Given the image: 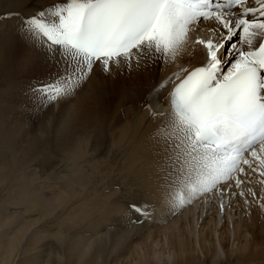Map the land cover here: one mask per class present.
<instances>
[{
  "label": "bare ground",
  "instance_id": "bare-ground-1",
  "mask_svg": "<svg viewBox=\"0 0 264 264\" xmlns=\"http://www.w3.org/2000/svg\"><path fill=\"white\" fill-rule=\"evenodd\" d=\"M55 3H57V0L45 2L43 8L41 3L38 4L35 1L33 2V0H0V15L4 14V17L0 18L2 20H0V189H2V186L3 188L8 189L9 185H13L14 189H12V191H14L15 188L19 191V193H17L19 194L18 199L14 202H17L22 206L25 205L26 208L29 207L31 211L38 210L43 213V217L48 218V220L52 219H49V217H53L55 220L57 217L59 218V216H56V213L54 216H51L56 209H53V205L58 204V207H60V209L62 208L67 215L66 218H62L63 216L60 214V217L62 216V219H67V223H75V234H78L79 231L82 234H89L90 232L95 233L93 230L94 226H96L94 224L96 221L92 220L94 222L91 223V218H95L97 216V220L99 222L104 219L108 222L109 217L111 220L113 218L111 217L112 215H109V217L106 215L110 214L111 211L113 212V206L115 209L118 206L123 205L122 212L120 210L119 211L125 215L126 213L128 214L129 219H127L128 216H126V220L129 223L130 229L125 227V229H127L123 230L121 227L120 229H113L114 231L112 232H110L109 229V233H111V235H105L104 233L103 236H101L98 234L99 237L95 235V238L93 237V239L89 240H87L88 238L86 240L78 238V236L73 238L74 240L71 241L70 246L73 248L74 252H77L79 261H82V258H84V256H86L91 250L93 251V249H96L95 251L98 252H96V254L93 253L94 257H92V262L97 263V258L100 256L99 251H101L103 247L102 242L111 237V241L116 242L115 246L117 243H124L122 244L124 248L120 252L118 251L116 255L113 254V260H118V264H135L137 258L135 257L136 251L142 249L141 247L143 244L145 245V243H147L150 239L156 242L159 241L160 234L162 236L164 231H166V228L173 227V223L179 220L184 221L181 227L184 229L182 235L185 237L192 236V239H194L193 242L191 241V245H193V247H191L193 250H225V244L230 243L232 240L234 231L233 225L235 224L234 221L246 213L250 204L251 196L253 194L256 195V200L261 206H264V191H262V186L264 187V185L262 183L260 184V181L258 182L257 180V168L259 167L258 162L253 161V168L256 169L255 171L249 169L247 165H241L244 168V173H234V179L228 181L227 184L223 186L222 190L218 189L212 193L200 196L199 198L193 200L191 204L169 213L167 211L168 200L166 197L164 198L158 194L159 191H156L157 189H155V184L152 182L150 175H152L153 168L155 169L154 166L156 160L170 159L169 157L174 155L172 145L176 141L173 140L166 142L163 138L157 135L158 131L156 132V136L148 141V138L152 136V128H146L150 119H154L155 122L166 119L167 114L170 112V93L176 84L179 83V80L175 78V74L180 73L182 68L187 67V69L191 71L204 63L206 50L202 45H197L194 42L197 38L206 40L210 34L209 31L201 27L196 32L191 33L187 46L185 45L177 54L175 60L170 63H166L163 60L155 63L152 60H141L139 67L134 66L135 61L132 62L133 66L131 67L121 66V72L124 74V77L122 79L120 78V81H112L114 85L110 89L113 91L115 90L116 92V95H113L115 103L120 110V112L117 113L121 115V118L123 115L124 117L126 116L132 119L130 123V119L128 118L129 121L126 120L128 122L127 124H125L126 121H123V125L125 124V126L122 128L120 124L122 121L120 118L115 123H108L109 121L104 123L100 114H91L87 111H83L91 103L97 107H100L102 104H106L103 103V98L105 97H103L100 93L101 90L98 91L93 87L96 85L91 86V88L89 85H87L89 88L85 86L86 84L84 85L89 78L81 85V89L79 88L80 90L77 101L75 98L76 102H73L74 100L72 99L74 98H72V102L67 101L66 105L60 107V109V105L57 106L58 110H56L55 105H53L44 108L42 113L37 115V110L31 107V104L28 103L29 105L22 106V108H20L21 105H19L18 108H14L15 101L13 100V97V101L10 100L11 95H13L15 99H18L21 98V93L19 92H24V89L20 88L22 91H19L16 88V80L17 77L22 74L21 71L27 69L28 72V70L36 67L40 60L44 61V59H42L43 55L38 50L34 51L35 48H33L30 43L25 42V40L18 34V30L16 31L15 29L18 25H20V19L18 16L23 17L29 11H33L34 8L37 11L46 9ZM9 14L13 15L10 17ZM26 16L27 15L24 17L26 18ZM6 19L10 20L4 21ZM228 67L229 65H225L224 69L227 70ZM113 69L114 67L112 68L111 73L115 70ZM95 70L101 69L97 67ZM186 74L187 73H184V75ZM91 75H93V73ZM111 77L112 76H110V78ZM169 77L173 78V82L168 85L165 90L160 89L159 86L165 83ZM90 80L93 79L91 78ZM111 80L112 79H110V81ZM18 81L20 82V80ZM101 81L102 80L99 81L100 85ZM86 83L89 84V81ZM83 85L84 88L82 87ZM22 86L23 88L25 87L24 85ZM11 90L14 94H11ZM158 92L160 94L157 97ZM8 96L11 103L8 101ZM154 99L155 102H152ZM146 100L150 102L147 105L145 104ZM27 109L32 113H28V111L26 112ZM51 115H56L57 120L59 121L57 125L54 124L56 126L53 128V132L46 133L48 131L46 130V127L48 125L46 124V126L44 122L49 121L51 119ZM146 116L149 120H147L148 123L143 121ZM74 118L82 119L80 128L73 126V124H75V122H72ZM76 121L78 122V120ZM161 128L162 126L159 130H161ZM167 143H169L168 147L165 146L166 148H164L163 146L165 144L167 145ZM88 145L91 147L90 149L96 153L95 156L98 155V159L96 157V159L93 158V154H91L93 157H90L89 152L83 153L84 151L81 150V148L83 147L84 149V147ZM122 145H124L123 150L125 153H122V155L119 156H122V158L123 155L127 156H125L126 165H118L116 163V168L114 169L112 168L113 163L111 164L110 160L112 159L114 164L117 162L114 149L120 148ZM53 149L63 151V155L65 154L67 156V163H74L68 168L71 173L69 178H65V176H63V180L60 182L61 186L65 188H54L55 192L52 190L54 193L49 190L52 192L51 195H46L44 191V193L41 192L43 187L36 186L34 188L31 186H22V183L34 185L30 181L31 175H27L30 176L29 178L25 176H21L19 178L17 177V173H19V171L25 173L31 171V169L35 166L34 161L38 162L40 158L43 159L48 158L49 156L52 157L51 153ZM108 153L112 154L110 160L106 158V154ZM246 158L250 161L252 160L251 156H246ZM55 166L56 165H54V167ZM118 167L121 172L125 170L131 174L133 178L131 190L118 191L114 188H100L109 176H111V180H120V173L116 171ZM87 169H89L88 172ZM49 170L51 171V169ZM50 171V175H57L56 171L58 170L55 171L52 169V171ZM34 173H32V175ZM144 175L150 177V182L146 181L147 179H145ZM262 177L263 176H261V179H263ZM158 179L159 178L156 177V180L158 181L157 183H159ZM236 180L241 181L239 186L236 185ZM258 188L261 189V194L259 193ZM45 189L48 190L46 187ZM1 192L2 191H0V194ZM257 192L260 196L257 195ZM131 204L146 207L148 210L147 218L129 211L128 206ZM118 209H115L114 212L118 213ZM112 212L111 214H113ZM55 216L56 218H54ZM2 218V215H0V224L2 223L3 227H8L12 231L11 227L14 226V224H11L10 221L13 223L14 220L8 218L11 219L9 221L8 219ZM116 218L119 219L118 217ZM259 220L258 216L253 218V222L250 224L252 234L257 231ZM57 221L58 220L53 222L57 223ZM32 222L20 223V228L15 231L13 230L14 232H11L7 228L11 232L9 238H7V236L4 237L3 235H0V257L4 256L6 258H10L15 248L20 245V241L24 245H22L23 250L28 251L27 248L30 247L28 244H31L33 240H37V243H39L40 240L45 239L44 235H47L49 230L48 232L41 230L40 234L43 235L38 236V231H36V234L35 231L33 233L31 230V227H34V223L32 224ZM34 222L35 224L37 223V221ZM114 222H116V220ZM135 222L137 227L132 226ZM142 222H144V224H142ZM191 223L196 225L195 231L189 230ZM61 224L58 223V225ZM78 225L82 227H79ZM110 225L113 227V221ZM96 227L98 228V226ZM3 229L5 228H2V230ZM101 229L102 228H100L99 232ZM62 235V233H56V235L54 234L52 235L53 237H51L54 238V240L55 238H60L59 241L62 243V239L65 240V236ZM78 235L81 234L79 233ZM89 235L92 236L91 234ZM89 235L88 237H90ZM27 236H29L28 239L30 241L27 239ZM253 236L255 235L253 234ZM47 237L50 239V236L47 235ZM156 242L154 243L156 244ZM157 244H159V242H157ZM165 248L167 247H164L163 249ZM35 249L36 252H38L41 248L37 250L36 247ZM163 249L160 254H165L166 256L173 254L172 251L171 253L166 254ZM138 253L140 252L138 251ZM199 253H202V251H199ZM38 255H41L40 251L38 252ZM38 255H34V257L32 256L33 261L28 263L42 264V258ZM261 257L263 256L251 253L247 257H237L236 260L240 261L241 264H262L261 261L263 258ZM215 258L216 257H211V260L208 262L205 261V258L203 257H200V259H185L186 261H182L178 264H199L200 261H204L201 264H206V262L209 264H215ZM129 260H131V262H128ZM2 261L8 262V259H1V263Z\"/></svg>",
  "mask_w": 264,
  "mask_h": 264
},
{
  "label": "snow or ice",
  "instance_id": "snow-or-ice-1",
  "mask_svg": "<svg viewBox=\"0 0 264 264\" xmlns=\"http://www.w3.org/2000/svg\"><path fill=\"white\" fill-rule=\"evenodd\" d=\"M201 27L210 34L194 43L206 50L205 61L175 74L171 111L157 133L176 141L169 213L222 190L234 173H244L241 165L264 168V0H59L20 17L18 28L57 68L29 89L42 110L73 96L97 67L108 74L133 61H174ZM128 210L147 218L146 207Z\"/></svg>",
  "mask_w": 264,
  "mask_h": 264
},
{
  "label": "rangeland",
  "instance_id": "rangeland-1",
  "mask_svg": "<svg viewBox=\"0 0 264 264\" xmlns=\"http://www.w3.org/2000/svg\"><path fill=\"white\" fill-rule=\"evenodd\" d=\"M34 1L37 2L38 4L41 3L43 5L42 6L43 8H44V3L45 2H50V0H46V1L33 0V2ZM51 1H53V0H51ZM57 2H59V0H57ZM34 7H36V6H34ZM33 8H31V9H33ZM38 11L35 10V8H34L33 11L31 10L25 15H27L26 17L33 16ZM2 17H4V14L0 15V18H2ZM18 17L20 19L21 16H18ZM9 20L10 19H6L4 21H9ZM18 28H19V25H18V27L15 30L17 31ZM35 50L37 51V49H34V51ZM42 59H44L45 62L40 60V62L37 63L36 67H34L33 69L28 70V72L30 74L27 72V69H25L24 71H21L22 74L19 77H17L16 88L19 91L21 89H24V92H19V93H21V95H20L21 98L17 97L18 99H15V97L13 95L10 96V100H12V97H13V100L15 101L14 108L15 107L18 108L19 105H21L20 108H22V106H27L29 104H31L30 106L34 108L33 101L30 98V94H29V92L27 90H29L32 85L42 81L43 78H44L43 79V81H44L50 75H52L53 73L56 72V70H57L56 66H54L49 61H47L43 56H42ZM113 67H114L115 70L113 69L114 71L112 73H108V74L104 73L102 70L93 71V75H91L89 77V79H88L89 84L86 83L88 81H86L84 83V85L86 84L85 85L86 87H87V85H89L90 88H91V86L96 85V86H93V87L95 89H97L98 91L101 90L103 92L102 93L100 91L102 96L105 97V98H103V103H106V104L100 105V107H101V109H100V107H97V106H95L94 104L91 103L83 111H87L88 113H91V114H94V113L100 114L102 116V119H103L104 123L108 122V121H109L108 123H115L120 118V120L122 121L120 123L121 124V128H122V127L125 126V124L128 123L127 121H129L130 118L126 117V116L124 117L123 115H122V118H121V115L118 114L120 112V110H119V108L116 105L115 100H114V95H116V92H115V90L113 91L110 88H112V86L114 85V83L112 81H114V80H115V82L120 81L124 77V74L121 72V67H116L115 65H113ZM124 67H127V66H124ZM96 71H97V73H96ZM119 73L121 74V76H120ZM105 74H106V76H105ZM100 76H101V78H100ZM110 76H112V77L110 78ZM91 78L93 80H90ZM110 79H112V80L110 81ZM18 80H20V82ZM95 80H97V81H95ZM100 80L103 81V83L101 81V85H100V82H99ZM93 82H94V84H93ZM22 85H24L25 87L23 88ZM84 85L82 86L83 88H84ZM97 86H98V88H97ZM89 87H87V88H89ZM101 87H102V89H101ZM80 89H78L76 91V92H78V93H75L76 95H73V96H71L69 98L62 99V100H60L58 102L52 103L50 106L55 105L56 110H58L57 106L60 105L59 106V109H60V107L66 105L67 101H71L72 98H74V99H72V100H74L73 102H76L77 99H78V94H79V90ZM11 94H14L12 92V90H11ZM27 96H28V98H27L28 100L25 98ZM75 98H76V101H75ZM109 98H111V99H109ZM8 101H9V96H8ZM16 101H17V103H16ZM112 105H114V106H112ZM50 106H48V107H50ZM109 107H111V108H109ZM104 108H106V109H104ZM114 108H116V109H114ZM117 108H118V110H117ZM28 109L26 110V112L28 111ZM42 110H37V115H39V113H42ZM28 113H32V112L28 111ZM116 113H117V115H116ZM147 118L148 117L146 116V118H144L143 121L148 123L149 120ZM76 120H78V122ZM131 120L132 119H130V123H131ZM58 121L59 120H57L56 115H51V119L49 121L44 122L45 125L46 124L48 125V126L46 125L47 126L46 130H48V131L46 132V130H45V132L46 133L53 132V128L58 124ZM123 121H126V123L124 125H123V123H124ZM72 122L73 123L75 122V124L78 125L77 126V125L72 123L73 126L80 128L81 123H82V119L81 118H74ZM166 123H167V119H162V120L156 121V122L154 121V119H150V122L148 123L146 128H152L151 129L152 136H150V138H148V141H150L153 137H155L156 136V132L159 131L160 127L165 125ZM54 124H56V125H54ZM49 125H50V127H49ZM44 138H45V136H44ZM51 139H52V136H51ZM168 144L169 143H167V145L165 144L163 147L164 148H166L165 146L168 147ZM88 146H85L84 149H83V147L81 148V150L84 151L83 153H85V152L88 153L89 152L90 157L94 156L93 158H95V157L97 158L98 155L95 156L96 153L93 152L90 149L91 148L90 146L89 147ZM123 149H124V145H122L120 148L114 149V151L116 153V161H117V162H115V164H114V161L111 159L112 154L111 153L110 154L109 153L106 154V158H108L109 160L111 159L110 162H111V164L113 163L112 164V168H114V169L116 168V163L118 165H126L125 158L127 156L123 155V158H122V156H119V155H122V153H125ZM152 149H153V147H152ZM120 151H121V153H120ZM91 154H93V156ZM51 155H52V157L49 156L48 158H43V159L40 158L38 162L34 161L35 166H34V168H32L33 170L31 169V171L27 172L28 174L25 173V172H21V171H19V173H17V177H19V178L21 176L22 177L25 176V177L29 178L30 176H27V175H29V174L31 175V177H30L31 180L30 181L34 185L28 184V183L27 184L22 183L21 184L22 186H31V187H34V188L36 186L43 187L41 189V192L44 191L46 195H49V194L51 195V193L53 191L55 192L54 188H56V189H59V188H63L64 189L65 188V187L61 186L60 182L63 180V176H65V178H69V175H71V173H70L68 168L71 165H73L74 163L73 162H68L67 163L66 162L67 156L65 154L63 155V151H60L59 149H53ZM64 158H65V161H64ZM166 160H167V163H166ZM54 165H56L55 167H58V168H55ZM172 165H173V163H172V160H170V159H165V160L161 159L159 161L156 160L155 166H154L155 169L153 168L152 175H150V177L152 178V182L155 184L154 185L155 189H157L156 191L157 192L159 191L158 194H160V196H163L164 198L166 197V199L168 201H169V197L171 195V193L168 190L172 191V189L169 187V185L171 184L172 180L175 179V176L172 175L173 167H174V165L173 166ZM49 169H51V171H52V169H54L55 171L58 170V171H56L57 175L56 176L55 175L53 176L52 174L50 175V173H49L50 170ZM262 170L264 171V168H260V167L257 168V178H258L257 180H258V182L260 181L259 182L260 184L262 183L264 185V176L262 177L263 179H261V175L259 173ZM88 171H89V169H87V172ZM116 171H118L120 173V180L119 181L111 180V176H109L107 178V180L100 186V188H104V189L114 188V189H116L118 191H130L131 188H132V185H133V178H132L131 174L126 172L125 170L123 172H121L119 167H118V169ZM24 173H25V175H24ZM32 173H34V174L32 175ZM33 176H34L35 179L33 178ZM144 177H145V179H147L146 180L147 182H150L151 179H150L149 176L144 175ZM156 177L159 178L158 179L159 183H157L158 181L156 180ZM157 184H159V185H157ZM5 186H8V185H5ZM12 186L13 185H9V188L7 187L8 189L3 188V186H2L1 187L2 189H0V191H2L1 192L2 196L0 194V215H2V217H3L2 219L11 218L12 220H14L13 223H12V221H10L11 219H8L11 222V224H14V226L11 227L12 228V231H11L10 228L3 227L2 223H1L0 224V233H1L0 235L1 236L3 235L4 237L7 236V238H9L11 232H14L18 228H20V226H21L20 223H25V222H27V223L29 222L30 223V222L33 221L32 224L34 223L33 224L34 227H31L32 232L34 233V231H35V233H36V231H38V234L37 233L36 234L38 236H40V235H43V234H40L41 230H43L45 232H48V230H49L47 235L50 236V239H48L47 235H44L45 239L40 240L39 243H37V240L36 241L33 240L34 243L31 241L33 244L32 243L28 244L30 246V247L27 246L28 247L27 248L28 251L23 250V246L24 245L20 241V245L15 248V250L12 252L10 258H6L4 256L0 257V264H29V263H31L33 261L32 260V256L34 257V255H38L39 251H40L41 255L40 256L38 255V256L40 258H42V260H41L42 264H99V263L100 264H118L119 263L118 260L117 261L113 260L112 256L116 255L118 253V251L120 252L124 248V246L122 245L124 243L121 244V242H120V243H117V245L115 246L116 242L111 241L112 240V239H110L111 237H109L108 239H106V240H104L102 242L103 243V247H102L103 250L101 249V251H99L100 252L99 253L100 256L97 258L98 259L96 261L97 263L92 262V259H93L92 257H94V254H96V252H98V251H95L96 249H93V251L91 250L86 255L87 257L84 256V258H82V261H79L78 260L79 257L77 255V252H74L73 248L70 245H71V241L74 240L73 238H76L77 236H78V238H81V239H84V240H86L88 238L87 240H89V239H93V237L95 235L97 237H99L98 234H100L101 236H103L104 233H105V235H111V233H109V229H110V232L114 231L115 228L116 229H120L121 227L123 228V230L127 229V228L125 229V227H128V229H130L129 223L126 220V216H128V214L126 213V215H125V214L121 213L123 205H120L121 208H120V206L115 208L116 210L119 208L118 209V213L119 214L114 212L115 209H114V206H113V212L111 211L113 214H111V212H110V214L106 215L108 217H109V215L110 216L112 215L111 217L113 218L111 220L110 217L109 218L107 217L108 220H109L108 222H106V219H104L103 221L99 222L97 220L98 219L97 216L95 218L94 217L91 218L90 222L93 223L94 221H92V220H95L96 223H94V224L96 226H98L99 229L96 226H94V230L93 231L95 233H93V232L89 233L92 236H90L88 233H83V234H86V235L88 234L90 236V237H88V235L87 236L83 235L80 231L78 232V234L80 233L81 235L75 234V231H76L74 229L75 223H72V222L67 223V221H68L67 219H62L64 217L66 218L67 215L65 214V212L63 211L62 208L60 209V207H58V204H54L53 205V209L56 208L57 210L55 209L56 212L54 211L53 215H51V216H54L55 213H56V216H59V218L57 217V219H56V220H58L57 223H56V222H53V221H56L55 219H53V217H49V219L50 218L53 219V220L50 219L51 220V222H50V220H48V218H44L43 217L44 214L39 212L38 210L31 211L29 207L26 208L25 205L22 206V205L18 204L17 202H14L15 200L17 201V199H18L19 194H17V193H19V191L16 188H15L14 191H12V189H14V186H13V188H12ZM19 187H21V186H19ZM45 187L48 188V190H46ZM157 187L159 188V190H158ZM166 189H167V191H166ZM49 190L50 191L53 190V191L50 192ZM162 190H164V191H162ZM258 191L261 194V189L260 188H258ZM262 191H264V187L263 186H262ZM257 195L260 196L258 194V192H257ZM167 196H169V197H167ZM153 204H154V202H153ZM26 206H29V205H26ZM125 206H127V205H125ZM106 209H107V207H106ZM106 211H108V210H106ZM59 212H62V213H59ZM57 214H59V215H57ZM60 214L63 216V217L61 216L62 218L60 217ZM56 216L54 218H56ZM255 216L256 217L258 216L260 220H259V223H258L257 231L255 233H253L255 236H253V234L251 233V230H250V224L253 222L252 220H253V218ZM116 217H118L119 219H117ZM114 219L116 220V222H114L115 221ZM127 219H129V216L127 217ZM34 221H37V223L35 224ZM112 221H113V227L110 225L112 223ZM97 222H98V224H97ZM104 222H106V223H104ZM109 222H110V224H109ZM234 222H235V224L233 225L234 226V231H233V236H232L231 242L225 244V250H221V251L217 250L216 251L215 249H210V250H208V249L195 250L194 249L193 250L192 249L193 245H191L192 244L191 241L193 242L194 239H192V236H190L191 237L190 238L188 236L185 237V236L182 235L184 229H182L181 227H182L184 221L183 220L176 221V222L173 223L174 224L173 227L166 228V231H164L162 236L160 234L159 241H157V242H159V244H157L156 241H153V240L150 239L151 241L149 240L147 243H145V245L143 244V246L141 247L142 249L138 250L140 253H138V251H136L135 257H137V258H136V263L135 264H178V263H181L182 261H186L185 259H187V260H190L192 258L200 259V257L205 258V261H207V262L209 260H211L210 259L211 257H216L215 258L216 261L214 262L215 264H217V263L218 264H241L240 261L236 260V258L237 257H243V256L247 257L251 253H254L255 255H262L263 257H261V258H263V259H262L261 263L264 264V206H261L259 204V202L256 200V195L253 194L251 196L250 204L248 206V209H247L246 213H244V215H242L241 217H238L237 219H235ZM51 223H52V225H51ZM58 223H60V224L64 223V224L58 225ZM142 224H144V222H142ZM80 225H82V224H80ZM80 225H78V226L82 227ZM106 225H110V226H106ZM132 226L135 227L136 226V222L133 223ZM2 228H5V229L2 230ZM33 228H35V229H33ZM100 228H102V229L99 232ZM189 230L195 231L196 230V225L194 223H191L190 226H189ZM60 232L63 234L62 236H65V240L62 239L63 240L62 243L59 241L60 238H57L58 240L55 238L56 241L54 240V238H52L53 237L52 235H54V234L56 235V233L61 234ZM65 233H66V235H65ZM29 236H27V239L29 238ZM72 236H74V237H72ZM30 237H32V236H30ZM41 237H43V236H41ZM82 237H84V238H82ZM128 242H129V240H128ZM154 242H156V244ZM113 243H114V246H113ZM36 244H37V246H36ZM133 244H134V242H133ZM32 245H34V246H32ZM34 247L35 248L37 247V250L40 249V248L41 249L38 250V252H36V249ZM113 247H115V248H113ZM164 247H167V248L163 249ZM162 249L164 250V252H166V254L171 253V251L173 252V254L170 255V256L169 255L166 256L165 254H160ZM199 251H202V253H199ZM89 257H90V259H89ZM1 259L2 260L8 259V262H3L2 261V263H1ZM120 262H122V261H120ZM128 262H131V260H129ZM203 262L204 261H200L199 264H201ZM207 262H206V264H209ZM182 264H186V263H182Z\"/></svg>",
  "mask_w": 264,
  "mask_h": 264
}]
</instances>
